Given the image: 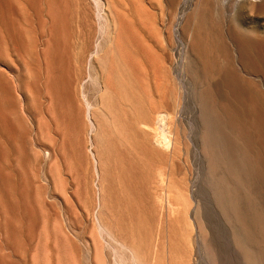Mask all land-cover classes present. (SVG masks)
Here are the masks:
<instances>
[{
	"label": "bare ground",
	"instance_id": "1",
	"mask_svg": "<svg viewBox=\"0 0 264 264\" xmlns=\"http://www.w3.org/2000/svg\"><path fill=\"white\" fill-rule=\"evenodd\" d=\"M25 3L38 22L37 1ZM257 3L264 6V0H120L121 11L114 12L118 33L115 94L117 102L128 108L118 116H130L129 123L125 117L115 119L114 133L130 149L140 171L138 180L152 186L148 195L156 196L159 204L165 200L170 242L180 253L179 264H190L194 246L195 264H264V32L242 27L237 15L239 6ZM46 4L50 26L59 29L65 17L50 0ZM163 4L174 21L165 48L150 12ZM125 6L128 11L121 9ZM1 7L15 11V1L0 0ZM6 31L7 40L20 52L41 36L36 32L28 41L26 30L14 22L6 25ZM123 34L128 49L120 37ZM56 36L51 37L55 48ZM55 50L65 83L61 93L70 100L69 55L65 49ZM17 81L21 92L25 83ZM31 84L39 90L37 79ZM9 94L16 103L13 93ZM3 103L0 96V130L10 147V169L19 183L17 195L27 206L28 198L22 196L28 195L20 164L23 157L13 136L14 126L25 122L17 106L7 111ZM25 108L33 116L41 111V105L26 104ZM86 110L93 127L89 107ZM180 162L189 167L176 184L174 166ZM128 171L121 172L118 195L124 197L121 210L132 220L128 229L137 237V248H143L150 226L130 198L142 195ZM23 211L30 245L34 240L28 229L32 213ZM98 228L103 229L99 223ZM0 238L9 250L1 247V257L17 264L25 250L18 248L1 209ZM94 245L98 264L99 246L96 241ZM133 248L137 258L139 248ZM34 264L76 263L63 236L53 229L38 245Z\"/></svg>",
	"mask_w": 264,
	"mask_h": 264
},
{
	"label": "rangeland",
	"instance_id": "2",
	"mask_svg": "<svg viewBox=\"0 0 264 264\" xmlns=\"http://www.w3.org/2000/svg\"><path fill=\"white\" fill-rule=\"evenodd\" d=\"M14 1L15 11L0 8V72L3 73L0 96L3 108L9 111L17 106L25 122L14 126L13 136L23 157L20 164L28 195L22 196L30 204L20 203L19 183L10 169V147L0 130V209L18 248L25 250L17 264H34L38 245L44 234L49 237L53 229L65 239L76 264H97L94 241L99 246L98 264H179L180 253L170 242L165 200L159 204L156 196L148 195L152 186L149 184V188L145 181L138 180L140 171L134 165L130 149L122 146L114 133L115 119L128 110L117 102L114 83L118 34L114 12L120 10V0H50L52 7L66 19L59 29L50 26L46 0H36L40 22L34 20L25 0ZM125 7L121 9L128 11V6ZM160 7H153L150 12L165 48V38L174 30V21L171 10L165 4ZM237 15L242 27L257 34L264 32V6L259 3L254 7L239 6ZM13 22L26 30L28 41L36 32L41 35L39 40L29 43L25 52L17 51L6 38V25ZM54 33L56 48L65 49L69 55L70 100L61 93L65 83L61 63L55 59L53 39L51 42ZM120 37L125 38L124 47L128 49L126 35ZM36 61L43 64L37 66ZM17 79L25 83L21 92L16 88ZM33 79L38 80L39 90L31 84ZM9 92L16 97V103ZM26 104L41 105L40 113L30 115ZM87 106L93 127L86 118ZM122 117L125 123L130 122L129 114ZM188 167L189 163L175 164L176 184ZM124 168L129 170L130 179L142 195L130 198L150 226L146 245L138 246L139 249L137 237L128 229L132 220L121 210L124 197L118 195L119 177ZM24 208L32 213L28 229L34 240L30 245L25 237ZM98 223L103 229L98 228ZM6 246L0 238V248H6L8 253ZM134 246L138 249L137 258L131 252ZM192 249L190 264H195V246ZM0 264L9 263L0 255Z\"/></svg>",
	"mask_w": 264,
	"mask_h": 264
}]
</instances>
